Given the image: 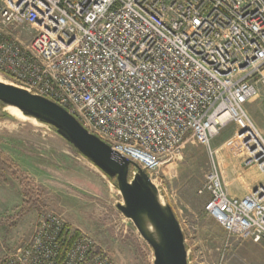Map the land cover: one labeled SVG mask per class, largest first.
I'll list each match as a JSON object with an SVG mask.
<instances>
[{
	"label": "built area",
	"instance_id": "obj_1",
	"mask_svg": "<svg viewBox=\"0 0 264 264\" xmlns=\"http://www.w3.org/2000/svg\"><path fill=\"white\" fill-rule=\"evenodd\" d=\"M0 78L63 108L152 182L191 137L210 159L205 214L264 244V180L228 196L210 147L233 123L232 147L264 178V138L245 110L264 88V0H0ZM0 264L114 263L46 211Z\"/></svg>",
	"mask_w": 264,
	"mask_h": 264
},
{
	"label": "rangeland",
	"instance_id": "obj_2",
	"mask_svg": "<svg viewBox=\"0 0 264 264\" xmlns=\"http://www.w3.org/2000/svg\"><path fill=\"white\" fill-rule=\"evenodd\" d=\"M245 110L264 138V88ZM226 126L225 133L232 130V124ZM223 151L229 153L221 159L214 149L219 169L227 166L232 177L243 153L238 148ZM209 167L207 150L187 136L179 156L162 165L153 182L180 224L188 264H264V244L227 236L205 214V199L197 191ZM114 183L51 127L15 118L0 104V198L5 212L0 218V260L30 238L39 214L48 211L88 235L114 264H153L152 249L117 209L123 200Z\"/></svg>",
	"mask_w": 264,
	"mask_h": 264
},
{
	"label": "water",
	"instance_id": "obj_3",
	"mask_svg": "<svg viewBox=\"0 0 264 264\" xmlns=\"http://www.w3.org/2000/svg\"><path fill=\"white\" fill-rule=\"evenodd\" d=\"M0 104L16 108L24 117L51 127L80 156L115 180L123 200L117 209L152 249L153 264H188L180 224L171 206L160 203L159 189L144 170L113 153L107 144L46 98L0 82ZM130 167L136 169L132 179H129Z\"/></svg>",
	"mask_w": 264,
	"mask_h": 264
},
{
	"label": "crops",
	"instance_id": "obj_4",
	"mask_svg": "<svg viewBox=\"0 0 264 264\" xmlns=\"http://www.w3.org/2000/svg\"><path fill=\"white\" fill-rule=\"evenodd\" d=\"M230 124H232V130L225 133V131L227 130L226 126L220 129L211 139L210 147L213 150L217 149V153H220L219 156L217 154V158H223L229 153L226 151L222 152L223 148H233L232 146H229L228 143L232 140L236 132V126L233 123ZM235 157L237 156L233 153V158ZM227 168L228 167L224 165L220 166L221 178L226 193L228 194V196L233 198H243L244 196L249 194L251 190L262 184L264 180L263 175L258 168L246 167L243 165V161L234 166L235 172L233 174L234 176H232L233 178L230 174L227 173ZM228 177L231 180H229ZM203 199H205L206 201L207 196H203ZM3 201L4 200L0 198V218L5 213L2 208L4 205Z\"/></svg>",
	"mask_w": 264,
	"mask_h": 264
},
{
	"label": "bare ground",
	"instance_id": "obj_5",
	"mask_svg": "<svg viewBox=\"0 0 264 264\" xmlns=\"http://www.w3.org/2000/svg\"><path fill=\"white\" fill-rule=\"evenodd\" d=\"M0 82L6 83L1 78H0ZM5 109L10 115H12L15 118H26L16 108L7 106V107H5ZM26 119L33 120V119H30V118H26ZM160 203H163L161 198H160Z\"/></svg>",
	"mask_w": 264,
	"mask_h": 264
},
{
	"label": "trees",
	"instance_id": "obj_6",
	"mask_svg": "<svg viewBox=\"0 0 264 264\" xmlns=\"http://www.w3.org/2000/svg\"><path fill=\"white\" fill-rule=\"evenodd\" d=\"M111 181H114L113 179H110ZM114 185H115V183H114ZM115 187H116V185H115Z\"/></svg>",
	"mask_w": 264,
	"mask_h": 264
}]
</instances>
